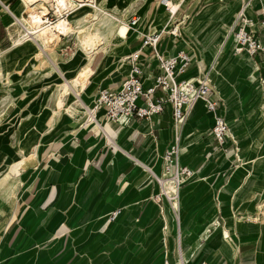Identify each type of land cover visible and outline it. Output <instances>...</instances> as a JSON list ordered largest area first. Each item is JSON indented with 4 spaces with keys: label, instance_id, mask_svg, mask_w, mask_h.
Returning a JSON list of instances; mask_svg holds the SVG:
<instances>
[{
    "label": "rangeland",
    "instance_id": "1",
    "mask_svg": "<svg viewBox=\"0 0 264 264\" xmlns=\"http://www.w3.org/2000/svg\"><path fill=\"white\" fill-rule=\"evenodd\" d=\"M104 1L99 0V3ZM20 3L21 0H0V53L5 52V56L11 55L10 50L13 48L7 26L14 22L11 20L13 18L11 12H14ZM79 3L81 2H77ZM260 3L264 6V0H255V4ZM7 5L10 6L9 9ZM103 5L114 9V12L112 9L108 11L126 23L131 21L135 13L143 18L136 26H132L126 39L116 42L119 44H111V57L104 61V68L96 70L93 75L94 85L87 90L85 98L82 97L86 106L95 98L97 85L109 83L111 71L118 66L116 62L125 52L139 46L140 32L155 31L167 25L169 20L160 4H157V0H108ZM204 5L203 0L193 10L191 18L187 19L183 25L190 26L192 20L200 15ZM48 6L51 4H46L44 7ZM93 12V9L87 7L76 15L79 18L89 17ZM25 15L28 17V13ZM56 19L51 9V22ZM172 20L170 19L171 22ZM171 22L168 25H171ZM232 25L233 23L228 25L227 33ZM64 38L66 36L61 42L58 41L57 46L55 43L52 44L56 47V51L54 50L52 57H48L53 63L64 64L62 69L64 68L65 71L62 70V74L51 73L48 62L43 63L38 72L31 68L24 69L19 63L22 61L24 67L23 56L20 58L13 56L6 65H0V180L6 176L10 167L20 156L24 157L30 152L36 154L34 159L26 160L17 167L16 177L17 182H20L17 197L10 203L0 198V264H12L13 259L18 258L26 249V247H15V238L18 231L25 230L33 216L44 209L40 207L43 196L41 190L44 188L41 185L50 187L48 182L54 177L57 165L64 161V158L58 156L59 146L70 147L73 139L77 137L81 145H95L93 151L88 153L92 167L98 165L100 154L105 151L113 154L111 163L115 162L117 151L125 154L119 148L116 136H111L105 131V120L101 125L104 128L91 126L89 124L91 122L85 123L87 115L78 113L74 93L71 92L72 94L67 96L63 108L56 116L58 111L55 110L59 102L60 104L62 102L59 95L60 86H63L65 81L78 79L72 77L81 65L79 60L85 61L84 57L72 59L77 47L73 40L65 42ZM54 41L57 42V39ZM123 48L126 51L122 50ZM64 49L69 50L67 52ZM66 60H69L68 63ZM85 71L80 74V81L88 78L89 74L81 79ZM243 71L246 72V68ZM254 78V74H251L250 82L253 83ZM70 109L76 110L78 114L70 115ZM254 109L264 113V100L259 101ZM68 113L74 118L80 117L79 120L71 118ZM55 117L58 119L56 120ZM89 118L96 123L93 116ZM119 128L121 127L117 126V129ZM135 136L137 138L135 145L140 149L144 138L139 134ZM258 136L254 147L258 146V150L261 151L264 134ZM133 152L137 154L139 162L144 165L143 169L138 162L136 168L138 170L141 168L143 176H149L152 180L149 195L145 199H139L138 184L130 182L132 178H126L121 173L114 187L112 186L113 177L108 178L106 182L108 185L104 186L99 198L96 199L90 181L81 182L79 174L76 175L74 180L65 187L61 199L56 205L51 206L54 209L61 207L69 192L66 209L59 211L57 216H51L52 224L49 216L43 222L45 226L49 225L50 228L51 224L53 228L50 230L48 228L36 248L37 260L49 258L39 264H141L145 258H147L145 263L153 264L156 259L153 251L159 247V239L166 242L167 238L172 241L174 248L172 252H167L164 260L173 257L174 261L172 263L170 260V264H179L181 256L190 252L191 242L203 233L205 227H213L211 223L216 219L215 207L221 203L220 189L217 190L220 185L209 183L211 178L204 182H196L187 188V183L191 179L180 188L176 181L168 182L166 185L173 190L176 198L172 208L163 188L166 181L170 179L162 182V187L160 185L161 179L164 178V170L161 169V153L156 151L151 154L148 145H145L143 154ZM261 168L262 166L260 167L257 162L254 165L251 163L250 170L254 178L264 173V166L263 169ZM97 170H100L99 165ZM232 170L234 171V168ZM23 171H28V176L27 173L17 175ZM232 175L233 172L228 174V176ZM90 178L89 176L88 179ZM202 178L200 174L197 180ZM196 188H198L196 190L198 194L194 191V197L189 201V193ZM140 200L141 205H139ZM25 210L24 215H21ZM167 250L169 251L168 248ZM34 264L38 263L35 261Z\"/></svg>",
    "mask_w": 264,
    "mask_h": 264
},
{
    "label": "crops",
    "instance_id": "2",
    "mask_svg": "<svg viewBox=\"0 0 264 264\" xmlns=\"http://www.w3.org/2000/svg\"><path fill=\"white\" fill-rule=\"evenodd\" d=\"M202 1L183 0L177 8L176 14L171 17L168 14L169 12L160 3V0H157V4H160L164 13L167 14V18H169L168 23L171 22L170 19L173 20L171 25L167 23V25L159 27L156 30H161L164 27L170 29L179 22L181 32L179 37L166 34L159 44V49L167 55H176L180 50L190 52L194 56L195 64L185 75L188 78L197 76L201 68H209L213 65L211 79L217 94L222 96L221 107L218 113L224 115L230 125L231 133L236 139L238 157L236 156L235 145L231 141L225 145V151L215 141L212 135L214 115L205 108L201 100L198 101L182 130L181 164L196 170V176L185 186L187 188L196 182H204L211 178L209 183L220 185L217 190L220 189L221 203H219L218 207H215L216 219L211 223L213 227H205L203 233L191 242L190 252L181 256L179 264H264V173L254 178L255 176L250 170L251 163L254 165L257 162L260 167L262 166L261 169L264 166V139L262 140L261 151L258 150V146L254 147L257 136L264 134V113L254 109L259 101L264 100V83L259 79V77L264 78L263 57L261 54L254 58L247 55L242 56V54H237L235 57L236 52L233 50V37H230L231 39L229 38L228 40L226 39L228 25L233 23L236 13L248 0H204L205 5L200 15L192 20L190 26H184V22L191 18L193 10ZM43 4L46 5L47 3L41 2L38 5L39 7H37L38 11L41 12L42 9L46 8L50 12L53 9L50 6L44 7ZM261 8L263 10L260 11L259 9ZM111 9L110 6L107 7V10L110 11ZM112 11L114 12L115 10L112 9ZM26 13H28V10L24 9L22 0L16 7V10L11 12L12 15L25 17ZM246 14L254 19L263 17V3L255 4V0H252L251 5L246 8ZM141 17L143 18V16ZM13 18L11 19L12 21ZM11 25L7 26V33L12 40L9 33ZM150 31L152 30L147 32ZM147 32H140L141 40L142 35ZM63 37L64 35L60 38L59 42L63 40ZM64 41L69 40L64 38ZM59 42L54 41L52 44L55 43V46H57ZM224 42L225 44H223ZM111 44L116 45L119 43L111 41L107 47L105 46L99 52H95L89 56L83 52H79L76 56L85 58L83 62L79 60L81 65L78 67L77 73L72 77L78 78L74 81L77 80L79 83L78 88H76L77 90L74 88L76 95L73 94V96L76 100L77 97L83 100L87 90L94 85L93 75L96 70L104 68V61L111 57ZM138 47L125 52L121 59L116 62L118 66L111 71L109 83L98 84L95 96L100 87H115L121 83L130 70L129 63L125 62L123 58L131 54ZM68 48L70 49L69 46ZM69 49L64 50L68 52ZM122 50L126 51L125 48ZM19 63L23 68V62L19 61ZM141 63L144 72V86L150 87L155 82V77L162 73V69L149 48L145 49L142 53ZM244 68H246V72L243 71ZM63 71H65L64 68ZM84 71L85 73L81 76V79L89 74L88 78L80 81V74ZM90 73L92 74L90 75ZM251 74L258 76L254 78L253 83L249 79ZM72 82L73 80L65 81V83ZM93 100L89 104H92ZM231 112L234 115L229 116L228 114ZM58 117H55V119L57 120ZM70 117L77 120L80 118L79 116V118ZM95 117L99 125L89 117L86 118L85 123L91 122L89 123L91 126L95 125L99 128H104L101 125L105 120V131L109 132L108 134H111V136H116L119 148L126 155L117 151L116 160L114 163H111L113 154L109 151L101 153L98 159L100 170H97L98 165L92 167L88 156V153L93 151L95 145H81L80 139L77 137L73 139L70 147L67 145H62L63 147L59 146L57 150L59 152L58 156L64 158V161L57 165L54 177L48 182L50 187L45 184L41 185L44 188L41 190L43 196L40 207L46 209H41V213L33 216L31 221L26 225L25 230L18 231L14 246L26 247V249L18 258L13 259L12 264H34L35 261L39 264L49 259L46 256L47 258L45 257L46 259L44 260H37L38 250L36 251V248L39 246L40 239L43 238L49 228V225L47 227L43 222L49 216L52 224L51 216H57L59 211L66 209L65 205L70 195L69 192L61 207L54 209L51 206L56 205L61 199L65 187L74 180L76 175L79 174L81 182L83 180L90 181L96 199L99 198L104 186L108 185L106 183L108 178L113 177L112 186L114 187L121 173L126 178L131 177L132 181L130 182L138 184L140 189L138 191L139 199H145L149 195L152 180L149 176H143L144 173L140 170L141 168L144 169V165L139 162L136 157L137 154L133 151H137V153L142 152L141 154H143L145 145H148L151 154H154L156 151H159L161 155L164 153L174 139L171 106H168L162 114L154 117L152 120L136 119L127 125H124V119L119 124L107 121L103 110ZM117 126L121 128L117 129ZM179 128L180 126L176 130H179ZM137 134L142 135L144 138L140 149L135 145L137 141L135 135ZM138 162L141 165L139 170L136 168ZM162 168L163 160L161 159ZM233 168L234 171L232 170ZM230 172H233L232 176H228ZM22 173H27V176L29 174L28 171H23L17 173V175ZM200 174L203 178L197 180ZM89 176L91 177L90 179H88ZM161 180L160 185L162 187V182L168 180V178L164 177ZM170 180L171 182L174 181ZM196 190L198 188L189 193V201L193 199V192ZM196 192L198 194V191ZM141 204L142 201L140 200L139 205ZM179 206L178 200V210ZM48 209L51 212L49 210L47 213ZM25 212L26 210L21 215H24ZM51 224L49 230L53 228ZM158 243L160 244L159 247L153 251V254L156 255L153 264H164L166 254L167 252H172L174 244L168 238L166 242L159 239ZM166 248L169 251H166ZM170 258L168 260H171L173 263V257ZM146 260L147 258L141 264H148L145 263Z\"/></svg>",
    "mask_w": 264,
    "mask_h": 264
},
{
    "label": "built area",
    "instance_id": "3",
    "mask_svg": "<svg viewBox=\"0 0 264 264\" xmlns=\"http://www.w3.org/2000/svg\"><path fill=\"white\" fill-rule=\"evenodd\" d=\"M170 1L172 0H160V3L171 12L172 17L178 9L173 10ZM251 1L244 3L236 13L226 39L233 37L240 47V53L251 58L261 54L264 62V16L254 19L246 14V8L251 5ZM9 7L7 5L8 9ZM53 12L56 15L55 10ZM136 15L137 13L131 19L132 26H136L142 19L140 14ZM48 17L47 21L51 19V14ZM238 26L242 28L239 30ZM167 28L142 35L139 47L123 58L130 65L128 74L118 86L100 87L93 100V108L92 104H89L88 108L94 113L103 110L107 121L115 124L121 123V118H124V125H127L136 119L152 120L171 106L174 139L162 154L163 170L164 177L176 181L180 188L196 176V170L181 164L180 157L182 130L198 101L201 100L205 108L214 115L212 135L218 145L225 151V145L231 141L235 145L237 157L238 150L229 123L224 115L218 113L222 96L217 94L211 79L213 65L201 68L197 76L185 77L195 64L194 56L185 50H180L176 55H167L159 49V44L166 34L175 37L181 35L179 22L172 28ZM148 48L158 60L162 73L155 77L153 85L145 87L141 56ZM259 79L264 82L263 77ZM178 125H182L181 131L176 130ZM164 264H170V261L166 260Z\"/></svg>",
    "mask_w": 264,
    "mask_h": 264
},
{
    "label": "bare ground",
    "instance_id": "4",
    "mask_svg": "<svg viewBox=\"0 0 264 264\" xmlns=\"http://www.w3.org/2000/svg\"><path fill=\"white\" fill-rule=\"evenodd\" d=\"M76 1L81 3L77 4ZM182 1L183 0H174L170 1L169 4L173 10H176ZM41 2L51 4L50 7H53V10H55L57 20L53 22H51L50 19L48 21L46 20L51 14V11L49 12L46 8L42 9L41 12L37 10ZM105 3L106 0L102 3H99V0H22L24 9L28 10V17L13 14L14 22L9 28V33L13 41V48L10 50L12 53L6 56L5 53H0V65H6L13 56L17 58L23 56L25 62L24 69L31 68L33 71L38 72L42 64L48 62L51 66V73L56 72L62 74L61 71L63 70L62 66L64 64L57 62L53 63L48 58L50 56L52 57L54 53L55 48L52 46V42H54L55 39L59 41L64 35L69 41H74L77 51L75 50L72 59L75 58L79 52H83L89 56L103 50L111 41H114V43L123 41L127 38L132 29L131 21L126 23L118 16L110 13L107 7L103 5ZM87 7L93 9L94 12L89 17H77V12ZM170 13L171 12L168 14L170 15ZM66 15H68V18ZM241 28L242 26H238L239 30ZM223 44H225V42ZM233 50L236 54H241L237 41L234 42ZM67 61L69 60H66V62ZM78 85V81L73 80L72 83H65L61 87L59 95L62 102L61 104L59 102V106L55 110L56 112L58 111L56 115H58L59 111L63 108L62 103L67 96L71 92L75 94L74 88L77 90L76 88H78ZM75 106L78 113L86 114L87 117L93 116L98 124L95 116H97L99 112L94 113V111L89 109L83 100L78 97ZM69 112L70 115L73 116L78 114L76 110L73 109H70ZM232 115H234L233 112L230 113V116ZM122 119L124 118H121V120ZM178 126H180L179 131L182 130V125ZM35 157L36 154L30 152L24 157L20 156L10 167L6 176L0 180L1 199L10 203L17 197L20 186V182H17L18 178L16 177L17 167L20 163L26 162V160H32ZM168 182L170 183L171 180L166 181L164 191L170 206L173 208L176 198L173 190H170L169 185H166Z\"/></svg>",
    "mask_w": 264,
    "mask_h": 264
}]
</instances>
